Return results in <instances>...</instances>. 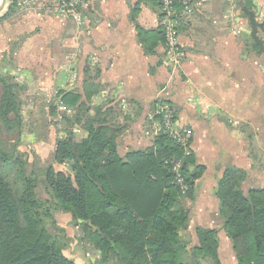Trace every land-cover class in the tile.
I'll return each mask as SVG.
<instances>
[{
    "label": "crops",
    "instance_id": "1",
    "mask_svg": "<svg viewBox=\"0 0 264 264\" xmlns=\"http://www.w3.org/2000/svg\"><path fill=\"white\" fill-rule=\"evenodd\" d=\"M16 1L5 0L0 11V63L10 62L4 66L6 73L25 87L19 150L29 155L28 166L57 167L52 163L57 134L50 124L49 108L59 92L81 88L83 69L89 65L91 107L112 112L109 124L121 130L117 139L121 157L150 149L154 141L150 117L160 103L172 106L175 127L189 129V153L195 165L203 168L194 182L193 200L186 201L189 220L181 236L194 246L196 228L217 230L221 264H237L214 192L230 167L245 173L243 192L264 189V72L248 54L253 40L244 33L239 40L238 30H247V21L240 19L229 35L201 36L202 23L217 17L222 7L227 9V0H213L179 26L186 58L175 65L164 41L151 52L139 41L136 27L159 30L153 5L93 0L86 7L91 22L83 11L84 24L69 26L48 11L53 0H30L29 9L15 8ZM256 1L257 21L263 24L257 36L264 42V0ZM242 2L253 11L250 0ZM108 12L121 17L108 22ZM36 156L40 160L49 156L50 163ZM69 257L80 264V258ZM97 259L96 254L93 260Z\"/></svg>",
    "mask_w": 264,
    "mask_h": 264
},
{
    "label": "trees",
    "instance_id": "2",
    "mask_svg": "<svg viewBox=\"0 0 264 264\" xmlns=\"http://www.w3.org/2000/svg\"><path fill=\"white\" fill-rule=\"evenodd\" d=\"M136 30L149 52L164 41L159 30ZM9 64L2 61L0 68ZM83 75L79 90L57 95L72 110L62 117V139L53 122L56 106L49 108L57 134L52 163L66 171L52 165L28 171L29 155L19 150L25 87L0 73V264H78L69 257L76 246L98 255L91 264H221L217 230L196 228L194 246L181 236L189 220L186 201L193 200L203 168L163 134L150 149L121 157L112 112L91 107V66ZM176 160L182 161L185 194L173 183L169 164ZM245 178L227 168L214 196L237 264H264V189L243 192ZM39 186L47 199L38 196ZM58 213L70 216L80 236L57 226Z\"/></svg>",
    "mask_w": 264,
    "mask_h": 264
},
{
    "label": "built area",
    "instance_id": "3",
    "mask_svg": "<svg viewBox=\"0 0 264 264\" xmlns=\"http://www.w3.org/2000/svg\"><path fill=\"white\" fill-rule=\"evenodd\" d=\"M93 0H53L48 4V11L56 18L65 22L71 20L77 26H81L85 22L83 10L91 4ZM136 3L141 2L143 5L148 3L153 5L152 0H135ZM156 4V26L161 31L164 39V46L167 54L170 56L173 63L179 64L186 58V52L179 42V26L187 22L194 14L201 13L200 11L210 5L213 0H153ZM30 0H18L15 2L16 8L29 9ZM234 5L235 0H227V9L223 16L226 24L232 23L233 30L234 22ZM155 7V6H154ZM74 77L71 76V81ZM57 116L54 123L59 131V139H62V117L63 114L70 115L72 110L63 106L60 100H55ZM176 113L169 103L160 104L150 120L154 121L152 135L155 138L159 134L167 135L178 146H180L184 155H190L189 145L191 133L187 127H175ZM182 161L176 160L169 164L173 172V183L178 188L181 194H185L188 186L185 178L181 173Z\"/></svg>",
    "mask_w": 264,
    "mask_h": 264
},
{
    "label": "rangeland",
    "instance_id": "4",
    "mask_svg": "<svg viewBox=\"0 0 264 264\" xmlns=\"http://www.w3.org/2000/svg\"><path fill=\"white\" fill-rule=\"evenodd\" d=\"M242 1H247L249 3V0H235L234 10H235V14L236 15L240 13V11H239V9L237 7V3L242 2ZM152 2H153V6H155V8H156L155 2L153 0H152ZM250 4H252V1H251ZM83 11H85V15H87L88 21L91 22V17H90L91 13H90V11H88L87 8H85ZM225 11H226V8L222 7V9L220 11H218V13L216 14L217 17H214V18H212L210 20H207V21L204 20L205 23H202V25H201V27L203 29V32H201V36H205V34H206L209 37H211V36L212 37H217V35H218L217 33H222V34L225 33V34H228V35L231 34V32H232V28H231L232 27V23L226 24V23H224V20H223V16L225 14ZM103 12L104 11H102V13ZM117 16L121 17L118 12H117ZM117 16L114 17L112 14L110 15V13L108 12L107 15H106V18H107L108 22H113V21L119 19ZM68 23H69V26H73V24L76 25L71 20H69ZM245 24L246 25L244 27L247 28V30H248L247 22ZM90 25L91 24L89 23V26ZM240 35H242V36L239 38V40H242L245 36L242 33H240ZM249 41H250V39H249ZM257 49L258 48L255 45L252 46V50H251V47H250V50H248V54H249L250 58L258 60L257 61L258 62L257 63L258 64V68H259L258 70L260 72H261V70L264 72V56H262V55L258 56L256 54ZM4 70H0V73L3 74V75H5V73H6V68L5 67H4ZM53 104L55 105V100H54ZM63 116H67V115L63 114ZM36 157H38L39 160H40V156H36ZM40 161H46V163H50V157L48 156L47 159L40 160ZM56 168H57V171H66L62 167H56ZM29 169H30V166H28L27 170L30 171ZM37 193H38V196L41 199H43V200L48 198V196L44 192V189L41 186H39L37 188ZM55 220H56L57 226L60 229L65 230L66 228H68V232H66V234L69 237L74 238V237L80 236L78 229L75 228L72 225L73 223L70 220V216L69 215H67V214H59L58 213V214L55 215ZM71 254L73 256H76V257L81 259V260H79L80 264H84V263L85 264H91V262H94L93 259L95 257V254L93 253V251H91V249L88 250L87 253H85V252L82 251V249L79 246H76L74 249H72V253ZM75 262H78V261L75 260Z\"/></svg>",
    "mask_w": 264,
    "mask_h": 264
},
{
    "label": "water",
    "instance_id": "5",
    "mask_svg": "<svg viewBox=\"0 0 264 264\" xmlns=\"http://www.w3.org/2000/svg\"><path fill=\"white\" fill-rule=\"evenodd\" d=\"M252 1V6L254 8V10L250 11L248 10V8L246 7V5L243 2L237 3V7L240 11V16H236V14L234 13V22L233 24H237L239 22L240 19L246 20L247 21V25H248V30H245L244 32H242L241 30H238V32H241L242 34L244 33L246 36H248L249 38H251L254 42V44L257 46V51L256 54L258 56L263 55L264 56V42L262 40L259 39V37L257 36V32L259 29H262L263 24L258 23L257 19L259 18L260 15V7L257 3L256 0H251ZM5 5V0H0V11L3 8V6ZM148 6H151V4H147ZM237 20V21H236Z\"/></svg>",
    "mask_w": 264,
    "mask_h": 264
}]
</instances>
